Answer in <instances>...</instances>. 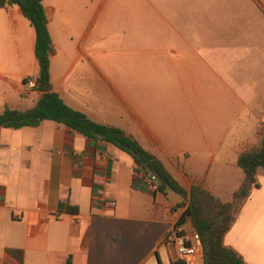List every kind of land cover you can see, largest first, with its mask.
Here are the masks:
<instances>
[{
  "label": "crops",
  "instance_id": "obj_1",
  "mask_svg": "<svg viewBox=\"0 0 264 264\" xmlns=\"http://www.w3.org/2000/svg\"><path fill=\"white\" fill-rule=\"evenodd\" d=\"M69 2L43 0L52 90L70 108L138 141L184 188L202 185L230 201L244 179L237 158L249 149L236 143L222 159L220 140L203 154L204 128L174 111L156 80L136 74L130 62L110 63L103 33L92 34V17L77 24ZM38 71L34 28L18 6L0 7V113L37 103L31 83ZM257 181L223 238L245 264H264V170ZM185 209L180 196L148 190L133 159L108 143L53 121L0 129V264H174L180 259L165 237ZM7 250L21 252V260ZM194 264H203L200 251Z\"/></svg>",
  "mask_w": 264,
  "mask_h": 264
},
{
  "label": "rangeland",
  "instance_id": "obj_2",
  "mask_svg": "<svg viewBox=\"0 0 264 264\" xmlns=\"http://www.w3.org/2000/svg\"><path fill=\"white\" fill-rule=\"evenodd\" d=\"M261 4L70 0L68 8L77 24L92 17V34L103 33L110 63L130 62L136 74L156 80L157 93L167 96L174 111L204 128L203 154L224 140L225 159L236 143L246 150L264 137V0ZM174 49L177 57L168 53Z\"/></svg>",
  "mask_w": 264,
  "mask_h": 264
},
{
  "label": "trees",
  "instance_id": "obj_3",
  "mask_svg": "<svg viewBox=\"0 0 264 264\" xmlns=\"http://www.w3.org/2000/svg\"><path fill=\"white\" fill-rule=\"evenodd\" d=\"M12 5L22 10L35 31V56L39 71L34 80V89L41 98L26 111L6 108L0 113V129L34 128L43 121H53L60 126L69 127L86 139L114 146L133 159L136 173L152 175L160 181L156 192L166 194L172 191L183 199L186 209L176 226L186 230L189 219L192 230L199 237L198 249L202 254L203 264H245L236 251L224 245L223 238L234 223L238 210L247 200L250 190L257 186L258 171L264 169V137L256 146L239 154L237 166L241 168L244 179L230 201H221L202 185L194 184L190 189L184 188L160 159L124 131L92 121L84 113L67 106L57 92L52 89L47 91L51 86L50 60L53 43L43 0H0V7ZM29 81L28 79L26 83ZM6 254L21 260L19 251L7 250ZM174 264L184 262L177 260Z\"/></svg>",
  "mask_w": 264,
  "mask_h": 264
},
{
  "label": "built area",
  "instance_id": "obj_4",
  "mask_svg": "<svg viewBox=\"0 0 264 264\" xmlns=\"http://www.w3.org/2000/svg\"><path fill=\"white\" fill-rule=\"evenodd\" d=\"M32 86L34 87V83H31ZM142 179L145 183V187L152 191L156 192L157 191V183H156V177L152 175H143L141 174ZM96 183L99 186H104L105 182L102 177H98L96 180ZM100 195H103L104 192L103 190L99 191ZM108 206L114 207L115 202L109 201L107 202ZM183 227H177L175 226L165 237V243L173 247L176 255L180 260L184 262V264H194L195 262V257L198 253V241L199 237L198 235L191 232L189 230H183Z\"/></svg>",
  "mask_w": 264,
  "mask_h": 264
},
{
  "label": "water",
  "instance_id": "obj_5",
  "mask_svg": "<svg viewBox=\"0 0 264 264\" xmlns=\"http://www.w3.org/2000/svg\"><path fill=\"white\" fill-rule=\"evenodd\" d=\"M51 89H52L51 86H49L47 91H51ZM156 183H157V185H160V181L159 180H156ZM187 228L192 234L193 230H192V225H191L189 219L187 220Z\"/></svg>",
  "mask_w": 264,
  "mask_h": 264
}]
</instances>
